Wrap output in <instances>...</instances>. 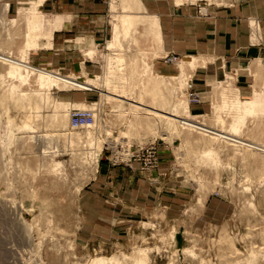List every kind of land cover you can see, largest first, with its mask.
<instances>
[{
  "label": "rangeland",
  "instance_id": "rangeland-1",
  "mask_svg": "<svg viewBox=\"0 0 264 264\" xmlns=\"http://www.w3.org/2000/svg\"><path fill=\"white\" fill-rule=\"evenodd\" d=\"M201 1L220 0L184 3ZM34 2L44 14L42 0H0V52L37 69L60 72L58 58L49 59L47 51L52 45L42 44L49 41L46 34L51 29L43 26L38 31L39 48L26 49L29 26L25 12ZM135 32V42L123 49L126 80H116L112 90L119 87L126 90L120 94L127 99L167 112L174 109V113L180 104L181 116L187 115L181 110L187 106L192 119L230 129L233 112L215 106L221 103L223 88L234 87V79L227 77L204 96L190 89L189 68L180 59L172 65L180 76L184 70L182 76L163 79L152 66L153 59L165 57L156 55L158 43L141 26ZM94 50L93 57L88 51L85 55L99 61L102 71L77 78L93 79V85L109 92L111 87L104 81L106 57L116 52L108 45ZM131 63L133 74L125 68ZM8 68L0 61V264H91L96 257L133 256L139 248L151 249L150 264H250L254 250L261 255L255 264H264V154L183 129L177 122L171 126L167 119L108 98L98 89L63 84L42 88L38 73L23 70L28 79L20 81L7 75ZM257 82L264 90V79ZM38 93L49 94L52 106L36 108ZM262 98L260 114L247 117L241 136L264 145V94ZM207 99L213 109L194 114L192 107ZM59 100L88 103L87 109L97 111L93 139L86 128L73 130L69 119L62 126L53 123V105ZM74 109L84 108L70 107L69 114ZM26 123L32 128H25ZM153 143L158 158L161 153H172L165 157L168 172L162 173L160 181L179 190V207L166 213L154 204L155 199L134 207L112 204L106 193L93 191L102 163L111 168L137 165L141 172L158 171L159 165L147 171L135 160L131 166L115 164L116 152L131 155ZM208 149L215 156L206 155Z\"/></svg>",
  "mask_w": 264,
  "mask_h": 264
},
{
  "label": "crops",
  "instance_id": "crops-1",
  "mask_svg": "<svg viewBox=\"0 0 264 264\" xmlns=\"http://www.w3.org/2000/svg\"><path fill=\"white\" fill-rule=\"evenodd\" d=\"M141 1L146 12L156 16L158 21L160 39L150 35L158 43L156 55L163 53L165 57L152 60L156 73L164 78H180L184 70L180 76L175 65L165 61L168 55H176L186 63V69L189 68L190 89L207 97L216 84L231 77L234 87L223 88L221 103L215 106L217 110L222 109L225 94L231 99L237 95L250 99L257 93H264L257 82L264 79V0ZM113 4L119 5L113 0H43L40 6L44 15L51 19L53 32L49 41L42 44L52 45L47 51L51 62L59 60L60 72L54 73L92 84L90 80L93 79L77 77L97 76L102 71L99 61L88 58L85 52L93 57L95 54L90 53L95 52L94 47L113 42L115 16L122 12L120 7L113 10ZM200 8L205 10L204 16ZM140 26L149 32L146 26ZM134 42L128 39L124 48ZM106 58L108 60V56ZM258 66L261 69L256 72ZM211 109L213 104L208 99L192 107L194 114L208 113ZM165 157H172V153L159 155V169L154 173L141 172L137 165L111 168L108 163H102L93 191L106 193L112 204L130 207L143 205L145 199L149 202L155 199V205L171 213L180 206V193L173 184L160 181L162 173L168 172Z\"/></svg>",
  "mask_w": 264,
  "mask_h": 264
},
{
  "label": "bare ground",
  "instance_id": "bare-ground-1",
  "mask_svg": "<svg viewBox=\"0 0 264 264\" xmlns=\"http://www.w3.org/2000/svg\"><path fill=\"white\" fill-rule=\"evenodd\" d=\"M43 1V0H42ZM178 3L185 2V0H177ZM192 2L195 0H191ZM37 3L34 2L32 4L31 8H28L26 10L27 14V21L29 26V32L26 36V42L25 46L26 49L29 51L34 48H39L41 46L40 44V34L38 31L43 28V26L47 27L48 29H51L46 36L49 39L52 36L53 28L51 19L47 18L44 14H40L37 10ZM118 6L122 9L121 13H118L115 16V24H114V40L108 45V49H111L113 51H117L116 53L112 54L111 56H108L107 60V66L108 71L106 72V75L104 77V81L106 86L111 87L116 80H126V74L124 73V62L126 55L124 53V43L127 42L128 39H131V41H134L133 34L135 30H137L138 26L144 25L148 29V33L153 34L155 37L160 39V33L158 29V21L157 17L154 15H151L146 12L144 5L141 0H118ZM8 7V6H7ZM6 7V8H7ZM116 9V8H115ZM201 15H205V10L200 11ZM47 22V23H46ZM136 33V32H135ZM91 55H94L95 52H91ZM0 61L7 64L9 66L7 70V75L12 78H17L20 81H27L28 77L25 75L22 71L23 70H30L33 72L38 73L39 75V84L42 88L51 87L54 85H60L63 84L66 87H76L81 90H94L98 89L97 86L93 84H88L84 82H80L73 76L67 77L60 75L58 73H54L52 71H48L45 69H37L29 63L20 59L13 58L10 55H6L4 53L0 52ZM125 68H127V71L130 70L131 74L134 73V68L132 65L128 66L126 65ZM148 70V68H147ZM162 78V77H159ZM165 79V78H163ZM114 87H117L116 85ZM113 87H111L112 90ZM113 89L112 92L109 90V92L100 90V92L103 95H106L108 98H114L119 99L124 102L131 103L134 107L138 109H144L148 112V114L158 117L161 119H167L168 124L171 126H176V122L180 124V126L183 129H189L191 131H197L200 134H203L204 136H209L212 139L219 140L226 142L228 144H231L235 147H242L246 148L249 151H257L262 154H264V145L256 143L254 141L245 140L243 136H241V127L245 123V120L247 117L250 116H258L260 114V110L263 108V98L262 95L264 93H257L255 97L250 99H242L240 96H236V98L231 99V97H228L226 94L224 95L223 99V105L222 108H229L233 112V122L230 126V129L225 128H219L218 126H208L207 124L197 121L195 119H192L189 111V107L183 106L181 110H183V113H187L185 116L179 115L180 110V104H177L175 107L177 108L176 111L173 110L171 112H167L161 109H157L154 107L146 106L145 104L137 101H131L126 98L125 93L126 90H117ZM110 89V88H109ZM119 93V94H118ZM13 96L16 95V92L12 91ZM38 100L35 104L36 108L41 109L43 106H52V98L49 96V94L44 93H38ZM23 99H29L26 96L22 97ZM230 100V101H229ZM55 107V113L53 115V123L58 124L59 126L64 125L65 122H67V119H69V123L71 126V112L69 114L68 110L70 107H77V108H84L80 110H90L87 109L89 107L88 103H74L70 100H59L56 104L53 105ZM86 108V109H85ZM96 111V110H94ZM97 112V111H96ZM63 118H61V114ZM96 119H97V113ZM96 123V120H95ZM95 123L93 125H90L88 127H85L88 132V137L93 139V133L92 129L95 126ZM25 128L31 129L29 124H25ZM72 128V126H71ZM73 129V128H72ZM83 129V128H81ZM73 130H79V129H73ZM188 137V136H187ZM190 139V138H189ZM206 155H214L215 151L213 149H208L205 151ZM61 163L58 162L57 166H60ZM150 250L148 248H139L136 250V253L133 256L130 255H124V257H96L91 260V264H121L124 260H130L132 264H150ZM188 251H184L183 253L186 254ZM261 253V252H260ZM236 254V253H235ZM259 254V253H258ZM254 250L250 254L249 263L255 264L256 261L259 258V255ZM262 254V253H261ZM261 257V255H260ZM263 258V256H262ZM243 263V262H242ZM229 264H239L238 262H230Z\"/></svg>",
  "mask_w": 264,
  "mask_h": 264
},
{
  "label": "built area",
  "instance_id": "built-area-1",
  "mask_svg": "<svg viewBox=\"0 0 264 264\" xmlns=\"http://www.w3.org/2000/svg\"><path fill=\"white\" fill-rule=\"evenodd\" d=\"M202 2V1H201ZM200 11L202 9L200 8ZM179 58L174 55H169L166 57V62L170 64H177ZM194 101H198L197 97L194 98ZM96 111L94 110H80L74 109L71 111V126L73 129H81L93 125L96 120ZM125 153V152H124ZM122 151L116 152L114 155L117 158L115 164H126L131 166V161L135 160L141 162L142 168L144 170H156L159 165L158 158V149L155 143L147 146L140 147L131 155H126Z\"/></svg>",
  "mask_w": 264,
  "mask_h": 264
}]
</instances>
